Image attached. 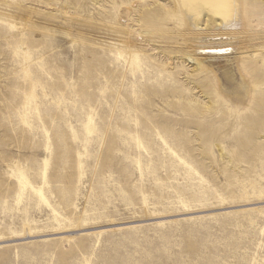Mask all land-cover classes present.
I'll list each match as a JSON object with an SVG mask.
<instances>
[{
	"label": "rangeland",
	"instance_id": "1",
	"mask_svg": "<svg viewBox=\"0 0 264 264\" xmlns=\"http://www.w3.org/2000/svg\"><path fill=\"white\" fill-rule=\"evenodd\" d=\"M250 5L195 70L171 0H0V264H264Z\"/></svg>",
	"mask_w": 264,
	"mask_h": 264
},
{
	"label": "bare ground",
	"instance_id": "2",
	"mask_svg": "<svg viewBox=\"0 0 264 264\" xmlns=\"http://www.w3.org/2000/svg\"><path fill=\"white\" fill-rule=\"evenodd\" d=\"M171 6L169 10L164 11L165 17L192 32L190 39L195 54H190L187 60H193L191 63L195 70L200 69L203 62L209 65L228 63L230 59L225 58L227 54L225 47L239 39V36H236V32L231 28L244 27L255 15V12L250 9V0H171ZM213 29L221 31L219 32L221 35L217 36V39H206L208 36L218 34L212 33ZM209 40L214 43H207ZM243 83V89L247 94L250 92V87L256 86V84L252 86L246 81ZM34 97L35 92L32 88L26 98L25 105ZM258 123H261L260 119H258ZM87 124L86 129L90 133L92 131L91 119ZM256 210L263 214L262 210Z\"/></svg>",
	"mask_w": 264,
	"mask_h": 264
}]
</instances>
